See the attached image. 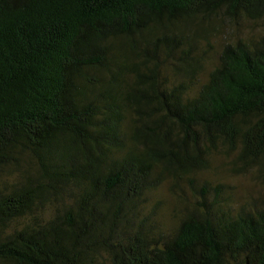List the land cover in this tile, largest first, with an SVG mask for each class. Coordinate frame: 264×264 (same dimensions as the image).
I'll return each instance as SVG.
<instances>
[{
	"label": "trees",
	"instance_id": "trees-1",
	"mask_svg": "<svg viewBox=\"0 0 264 264\" xmlns=\"http://www.w3.org/2000/svg\"><path fill=\"white\" fill-rule=\"evenodd\" d=\"M218 17L261 31L205 72ZM222 149L264 180V0H0V264H264V199L196 178Z\"/></svg>",
	"mask_w": 264,
	"mask_h": 264
},
{
	"label": "rangeland",
	"instance_id": "rangeland-1",
	"mask_svg": "<svg viewBox=\"0 0 264 264\" xmlns=\"http://www.w3.org/2000/svg\"><path fill=\"white\" fill-rule=\"evenodd\" d=\"M201 25L204 35L196 39V49L198 55L206 52L203 65L205 72H208L217 63L218 52L225 42L238 38L259 36L261 31L260 20H251L245 17H240L234 21L223 17L205 19ZM182 33L176 36L181 41H183V37H194L192 30H186ZM173 34L174 32L168 33L170 36ZM141 46L145 47L143 44ZM163 56L165 57V55ZM162 66L164 69L165 64H162ZM235 158L236 153L225 149L213 152V156L210 157L211 166L209 169L198 173L196 176L198 182L204 179L214 186H219L222 194L226 196L227 202L235 207L242 204L252 206L256 202L262 203L264 199V180L258 177L254 170H245L240 165L235 166ZM181 185V189L176 188V192L172 193L168 188V184H163L153 193L148 202L149 207H153L158 214L163 215L166 219L164 222L165 227L172 226L173 221L174 224L177 222L174 209L178 210L180 206L184 207L194 200L188 187V180L181 183ZM182 188L184 190L183 196L186 199L183 198L180 201L175 196L182 194Z\"/></svg>",
	"mask_w": 264,
	"mask_h": 264
}]
</instances>
